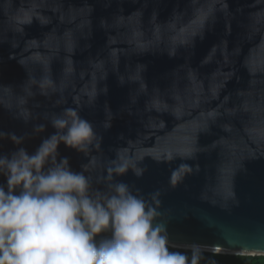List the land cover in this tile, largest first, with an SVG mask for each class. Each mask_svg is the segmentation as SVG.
Listing matches in <instances>:
<instances>
[{"label": "water", "instance_id": "1", "mask_svg": "<svg viewBox=\"0 0 264 264\" xmlns=\"http://www.w3.org/2000/svg\"><path fill=\"white\" fill-rule=\"evenodd\" d=\"M70 107L99 147L59 156L94 190L118 154L145 156L142 177L113 182L160 191L169 246L264 255V0H0V131L24 138L0 153H33ZM180 152L194 158L150 157ZM181 163L193 172L173 188Z\"/></svg>", "mask_w": 264, "mask_h": 264}, {"label": "clouds", "instance_id": "2", "mask_svg": "<svg viewBox=\"0 0 264 264\" xmlns=\"http://www.w3.org/2000/svg\"><path fill=\"white\" fill-rule=\"evenodd\" d=\"M50 122L56 131L33 153L23 147L0 153V264H199L198 248L191 258L170 250L166 228L157 222L160 213L153 207L160 203L158 189L148 200L134 194L128 183L113 182L129 170L142 177L145 156L130 160L118 154L107 170L108 191L94 190L84 171H74L69 158L59 156L61 144L85 154L98 148L93 123L71 107ZM104 127H111L110 119ZM44 130V125L34 129ZM5 138L17 145L24 139L0 131V139ZM177 156L189 160L194 153L150 157L169 163ZM192 172V165L181 163L171 170L170 186L177 187Z\"/></svg>", "mask_w": 264, "mask_h": 264}, {"label": "trees", "instance_id": "3", "mask_svg": "<svg viewBox=\"0 0 264 264\" xmlns=\"http://www.w3.org/2000/svg\"><path fill=\"white\" fill-rule=\"evenodd\" d=\"M171 251H178L186 254L191 258L193 250L174 248L169 246ZM199 264H264V255H233L219 254L205 251H199Z\"/></svg>", "mask_w": 264, "mask_h": 264}]
</instances>
